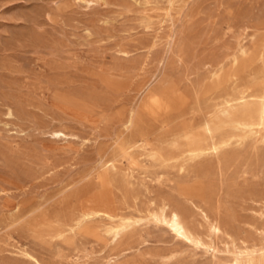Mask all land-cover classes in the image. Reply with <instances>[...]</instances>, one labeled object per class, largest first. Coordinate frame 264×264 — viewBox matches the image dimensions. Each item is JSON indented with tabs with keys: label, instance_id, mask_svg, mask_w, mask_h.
<instances>
[{
	"label": "rangeland",
	"instance_id": "1",
	"mask_svg": "<svg viewBox=\"0 0 264 264\" xmlns=\"http://www.w3.org/2000/svg\"><path fill=\"white\" fill-rule=\"evenodd\" d=\"M240 45L264 48V0H0V264H230L263 248L264 129L239 124L258 118L264 61L203 92ZM204 138L230 146L192 158ZM165 204L209 249L156 222L124 252L105 221L75 230L90 210Z\"/></svg>",
	"mask_w": 264,
	"mask_h": 264
},
{
	"label": "bare ground",
	"instance_id": "2",
	"mask_svg": "<svg viewBox=\"0 0 264 264\" xmlns=\"http://www.w3.org/2000/svg\"><path fill=\"white\" fill-rule=\"evenodd\" d=\"M263 61L264 48L262 46L251 50L246 46L240 45L227 65L220 66L211 72L208 84L203 91L204 94L219 92L225 86L236 82L241 75L247 73ZM252 99L253 103L258 104L260 110L257 120H248L239 124L241 132L245 135L252 134L255 127L264 129V93L254 95ZM205 132L207 135H211L210 128L206 127ZM54 136L57 138L67 137L62 131L54 132ZM240 138L242 137L240 136ZM229 146L230 143L225 140L218 142L208 138L194 139L189 144L188 154L194 159L215 157L220 156ZM98 220L105 221L106 223L101 230L99 229L98 233L102 232L103 236L111 241L114 248L121 252H124L126 247L135 242L131 236L132 232L142 222H156L157 225L167 228L177 240L185 241L198 250L209 249L207 243L192 231L182 214L168 204L162 206L158 211H149L147 217L141 215L138 217L133 215L118 217L108 210H90L83 215L75 230L82 234L96 233L97 230L94 229V224ZM213 231L217 233L220 231V228L217 225H213ZM62 239L61 241L63 242ZM113 264L119 263L114 261ZM230 264H264V247L257 251L250 249L240 250L234 254V260Z\"/></svg>",
	"mask_w": 264,
	"mask_h": 264
}]
</instances>
